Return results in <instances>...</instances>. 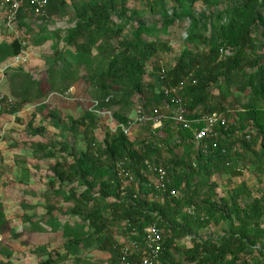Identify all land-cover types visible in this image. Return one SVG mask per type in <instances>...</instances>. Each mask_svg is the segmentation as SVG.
I'll return each mask as SVG.
<instances>
[{"label": "rangeland", "instance_id": "obj_1", "mask_svg": "<svg viewBox=\"0 0 264 264\" xmlns=\"http://www.w3.org/2000/svg\"><path fill=\"white\" fill-rule=\"evenodd\" d=\"M74 1L86 9L106 2ZM112 2V7L108 8L110 18L107 20V27L110 31L118 30V36L98 42L102 48H110L115 53L122 50L118 48L122 41L130 45H134L136 41L157 45L155 54L145 63L147 76L144 81L153 86L154 76L159 75L161 69L165 72L172 69L184 52H189L191 56L207 53L209 47L206 42L190 38L193 34L203 35L204 38L209 36V27L204 30L207 24L203 21L205 18H210L211 15L219 16L242 5V0H215L216 4L210 7H205L198 1L188 6L186 0ZM263 2L264 0H258L255 4L258 6L257 13L262 18L264 7L259 6ZM66 3L63 16L41 22L27 15L22 20L24 27L12 22L7 27L6 23L1 21L4 13L0 12V42L10 43L18 40L22 45V52L18 57L0 61V203L4 206L10 230L21 234L18 239L8 235L4 238L0 236V264H42L49 259L54 260L56 264L111 262L108 253L99 252L92 247L80 250L77 259L71 255L65 256L63 243L66 238L62 233L65 226H83L86 232L92 231L89 222L81 218L83 215L73 214L74 204L68 200L70 191L74 190L77 196L85 191L86 186H80L82 183L78 180H57L51 185L49 183L53 180V171L50 169L57 163L64 165V161L65 165L72 163L69 155L61 151L59 145L66 146L68 152L86 151L84 128L78 126L70 130V120H79L86 114L94 115L97 128L92 139L101 147L106 137L114 135L116 123L113 115L117 113L126 118H133L135 109L141 105L140 100L135 96L130 108H113L103 115L99 114L95 112L97 101L91 94L93 88L81 72L80 76L84 78L64 93L48 94L38 102L24 105L18 113H11V106L15 101L9 96L10 77L29 74L35 80L40 79L52 63L53 46L58 44L55 36L60 35L58 37L62 43L60 42L59 47H62L64 35L61 36V33L74 28L79 22L76 7H73L70 0ZM253 35L256 39V50L246 53L249 57H261L264 65L263 28L260 27ZM221 52L218 61L231 55L228 50ZM183 78L186 85L193 84L191 81L194 80V72H188ZM240 84L238 77L229 83H223L219 78L207 87L211 97L209 107L216 108L214 113L226 123L225 127L218 125L215 129L218 146L226 149L228 158V161H222L220 171L212 173L211 170L209 175L200 170L206 159L198 163L195 159L197 154L193 151V130L198 126L191 124V130L186 131L190 135L184 142L180 134L184 133V130L169 119V111L163 108L161 110L164 117H168V120H164L166 140L163 149L155 156H150V159L170 168L172 184L176 179L172 170H180V176L177 185H172L175 197H169L167 193L162 196L150 193L144 198L147 205H142L144 209L162 208L164 202L169 205L165 209L162 208L163 223L169 228L163 230L164 244L168 245L162 254V262L165 264H196L185 258L186 251L208 239L218 240L225 237L229 240L232 235L239 236L237 232L241 229L248 232L245 245H253V251L249 252L247 249L236 264H264V145L256 128L264 121V103L261 104L263 109L255 110V113H252V110L248 112L245 106L251 97L249 91L240 89ZM194 113L198 118L209 116L202 114L199 109L193 113L188 112L189 117L194 116ZM151 128L150 124L136 123L129 130V139L135 150L141 146L153 145ZM220 129L223 130L221 134ZM32 143H41V150L31 146ZM170 162L178 164L168 166ZM227 162L230 164L229 168L223 167ZM124 187L125 182L121 185V188ZM92 192L98 194L99 189ZM112 192V189H108L103 196V206L117 204L123 199ZM256 202L260 204L261 211L258 222L248 223L246 220V225H243L242 221L231 216L236 212L243 216L244 211L249 210ZM88 207L91 208L92 204L89 203ZM230 209L234 210L230 213L229 220L223 219ZM120 215L121 212L118 216ZM104 217L109 218L107 210L104 211ZM155 217L157 215L152 214V218ZM28 218H31L30 222L27 221ZM107 221L109 223V219ZM160 228L163 229L161 226ZM104 234L111 235L118 251L120 245L129 248L130 243L127 235L121 230L120 223L108 225ZM41 247L48 253H32ZM6 252H9L10 256H6ZM230 258L231 256L227 257L226 262L230 261Z\"/></svg>", "mask_w": 264, "mask_h": 264}, {"label": "trees", "instance_id": "obj_2", "mask_svg": "<svg viewBox=\"0 0 264 264\" xmlns=\"http://www.w3.org/2000/svg\"><path fill=\"white\" fill-rule=\"evenodd\" d=\"M197 1L205 7L216 4L215 0H186L188 6ZM256 1L258 0H242L241 6L235 7L229 12L205 18L203 21L207 24L204 26V30L209 27L211 30L209 36L204 38L203 35L193 34L190 38L206 42L209 47L207 53L191 56L189 52H184L175 66L165 72L164 82L166 85H176L188 72H194V80L191 81L193 84L187 85L182 91L184 104L189 113L200 109L202 114H213L216 108L209 107L211 97L207 92V87L219 78L223 83H229L237 77L241 80L240 89L249 91L251 97L245 106L247 111L251 112L252 110V113H255V110L263 109L261 107V104L264 103L262 58L249 57L246 53L256 50V39L253 35L255 31L260 27L264 30V18L257 13ZM70 2L74 8L76 7L79 22L74 28L61 33V36L64 35L62 47H59L62 43V40L59 39L60 35L55 36L58 44L53 46L51 55L53 60L48 70L37 80L29 74H17L10 77L9 96L15 101L11 106V113H18L24 105L38 102L48 94L64 93L70 86L84 78V76H80L81 72L85 74L89 86L93 88L91 94L97 101L98 108L126 110L133 104L135 96L140 100V106L145 110L160 106L162 95L157 93L159 75L154 76V86L144 81L147 76L145 63L155 54L157 45L142 44L139 41L130 45L122 41L118 46L119 49H122L119 53L112 52L110 48H102L98 41L118 36V30L110 31L107 27V20L110 18L108 8L112 7V0H106L103 4L94 5L90 9L77 5L74 0H70ZM66 4L65 0H47L45 18L37 17L33 12H27L21 8L16 14L14 23L24 27L22 20L27 15L41 20V22L61 17ZM263 7L264 2L259 8ZM4 20H1L2 23H5ZM95 50L97 52L94 53ZM222 50L231 51V55L218 61ZM21 52L22 45L18 40L10 43L0 42V61L18 57ZM53 116L55 117V115ZM113 118L117 123H126L127 120L125 116L117 113L113 115ZM196 118L198 117L195 116V113L194 116H188L190 120ZM69 124L70 130L78 128V126L84 128L86 151L82 153L68 152L66 146L59 145L60 150L69 155L72 163L65 165L64 161V165L62 163L55 164L50 169L53 171V180L49 184L53 185V182L57 180H67L68 182L78 180L82 183L80 186H86L85 191L77 196L74 190L70 191L68 200L74 204L73 214L83 215L81 218L89 222L92 231L86 232L83 226H65L62 231L66 238L63 243V251L65 256L71 255L77 259L80 250L92 247L99 252L108 253L111 259L110 264H121L116 243L111 235L104 234L108 225L128 220L132 225L139 226L141 232L144 227L157 222L163 230H169L168 225L163 223L162 208L165 209L169 206L167 202L162 204V208L145 206L147 208L144 209L142 205H147L144 198L148 197L150 191L147 179L141 173L142 162L150 160V156H155L158 151L152 149L151 146H139L140 149L135 150L133 144L119 131H116L111 137H106L101 147L97 146L92 139L93 132L97 128V119L92 114H86L79 120H70ZM257 126L258 137H261L264 145V121ZM221 133H223L222 129H220ZM180 134L181 137L183 136L182 141L184 140V142L190 135L186 130ZM31 146L41 150V143H32ZM220 148L222 147L220 146ZM213 155L195 156L198 163H202L206 159L205 165H202L200 170L207 175L211 170L212 173L220 171V167L223 165L222 161L225 159L228 161L227 154H222L220 149ZM124 157L131 161L125 165L124 180L127 181V178L130 177L131 181L128 180L126 187L121 189L122 183L118 182L115 166L116 162ZM177 162H170L168 166H175L178 164ZM175 171L172 170L176 178L172 184L174 186L177 185L180 176ZM94 189H99V193L92 192ZM108 189H112L115 196H122L123 199L117 204L106 207L101 201ZM89 203L92 204L91 208L88 207ZM3 207V204L0 203V236L4 238L8 235L13 239H18L21 234L10 230ZM236 208L235 206L234 209ZM234 209L226 212L223 219L229 220L230 213ZM103 210L109 212V218L104 217ZM119 212H121L120 216H118ZM152 214L157 217L152 218ZM231 216L242 221L243 225H246V220L248 223L258 222L261 217L260 204L257 202L253 204L249 210L244 211L243 216H240L238 212ZM107 219H109V223ZM27 221L30 222L31 218H28ZM247 233L241 229L237 232L239 236L232 235L229 240L222 237L218 240L208 239L201 244H195L192 250L186 251L185 258L196 264H236L247 249L249 252L253 251L251 250L253 245L249 244L247 247L245 245ZM167 248L168 245L164 244L163 252ZM32 253L47 254L48 252L44 247H41L33 250ZM5 255L10 256V253L6 252ZM229 256H231L230 261L226 262V258ZM162 257L161 255L160 264H165L162 262ZM48 258H50L49 255ZM137 262V257H131L127 261L129 264H137ZM42 264L56 263L49 259Z\"/></svg>", "mask_w": 264, "mask_h": 264}, {"label": "built area", "instance_id": "obj_3", "mask_svg": "<svg viewBox=\"0 0 264 264\" xmlns=\"http://www.w3.org/2000/svg\"><path fill=\"white\" fill-rule=\"evenodd\" d=\"M47 0H0V9L4 13L3 19H5L6 26H10L11 22L14 23L17 12L23 8L27 12H33L38 17L45 16ZM190 76V75H189ZM165 71L161 69L159 72L158 81V94L162 95V102L160 106L152 108L150 113L144 112L142 109L137 108L134 117L127 121L125 125H119V131L126 137L130 136V131L136 123L150 124L152 127L151 134L154 138L152 149L158 151L162 150L166 140L164 135V120H168V117H164L161 110L162 108L169 111V119L181 130H191V124L198 126L193 130L192 144L193 149L201 156H211L218 148V136L216 127L219 125L225 127V120L215 113L209 116H202L194 120L187 118L188 112L186 110L183 100V90L187 86L185 78L181 79L176 85H166L164 82ZM188 80V77H186ZM95 112L105 114L108 111L105 108H98L97 103L95 105ZM249 138V137H247ZM220 152L225 154V149H221ZM144 168L147 172L154 176V189L156 191H163L165 184L168 183L166 169L161 164H153L149 161H144ZM131 180V178H129ZM123 229H130L128 223L123 224ZM131 236L135 237V240L131 241L129 248L122 247L119 251L120 263H127L128 258L132 253L138 254V264H160V256L163 251L162 243L163 236L162 231L158 226L151 225L143 230V235L138 240L135 229H131Z\"/></svg>", "mask_w": 264, "mask_h": 264}, {"label": "clouds", "instance_id": "obj_4", "mask_svg": "<svg viewBox=\"0 0 264 264\" xmlns=\"http://www.w3.org/2000/svg\"><path fill=\"white\" fill-rule=\"evenodd\" d=\"M65 1H67V0H65ZM46 10V9H45ZM0 12H2L1 11V9H0ZM3 13V12H2ZM38 17V16H37ZM40 18H45V16L44 17H40ZM137 108H140V109H142L144 112H146V113H150V111L152 110H145V109H143L140 105L137 107ZM136 108V109H137ZM136 109H135V111H136ZM108 112H109V110L108 109H106ZM134 114H135V112H134ZM134 117V116H133ZM113 118V117H112ZM187 118H188V116H187ZM127 120H126V123H127V121H129L130 119H132V118H126ZM115 123H116V125H115V127H114V130H113V133H115L116 131H119V125H125L126 123H117L116 121H114ZM121 134H122V132L121 131H119ZM123 135V134H122ZM124 136V135H123ZM130 143H131V141H130V139H129V137H126V136H124ZM163 144H165V141L163 142ZM149 146H151V145H149ZM152 147V146H151ZM164 147V146H163ZM163 149V148H162ZM221 150V149H224V148H220V146H218V148H217V151L218 150ZM158 151V150H157ZM161 151V150H160ZM193 151L197 154V155H200V154H198L194 149H193ZM225 151H226V149H225ZM215 152H216V150H215ZM215 154V153H214ZM225 154H227V151L225 152ZM146 161V160H145ZM147 161H149V162H151V163H153L154 165L155 164H157L156 162H158V161H156L155 162V160H147ZM129 162H131L127 157H124V158H122V159H119L117 162H116V166H115V169H116V176L119 178L118 179V182L119 183H122V186H123V184H124V182L127 184V182H128V180H129V178L130 177H128L127 178V181H125L124 180V171L126 170V168H125V165L127 164V163H129ZM142 165H143V167H142V171H141V173L143 174V177H145L146 179H147V183H148V188L150 189V191H149V193H148V195L151 193V194H153L154 196H162L163 194H165V193H167V196H169V197H175V191H173L172 189V182H171V171H170V168L169 167H164L163 165V167L166 169V173H167V181H168V183H166L165 184V188L163 189V191H156L155 189H154V176L151 174V173H149V172H147V170H146V168H144L145 166H144V162H142ZM229 163L227 162V163H225V165L224 166H226V167H229ZM175 173H179L180 174V170H178V169H176V171H175ZM131 180H129V182H130ZM121 189H123V188H121ZM124 223H128L129 225H130V229H127V230H124L123 229V224ZM151 225H156V226H158V228H160V226L157 224V222H153V223H151L150 225H148V226H146V227H144L142 230H141V232L139 231V226H134V225H132L128 220H124V221H122V222H120V228H121V230L123 231V233L124 234H126L127 235V239H128V243H130L131 241H133V240H135V237H133V236H131V229H135L136 230V234H137V239L139 240L140 238H141V236L143 235V230L144 229H146L147 227H149V226H151ZM160 230L162 231V236H163V229H161L160 228ZM131 244V243H130ZM163 245H162V247H163V251H164V240H163V243H162ZM122 247H124L123 245H120V249L122 248ZM120 251V250H119ZM163 251H162V254H163ZM161 254V255H162ZM131 257H137L138 258V260H139V257H138V254H136L135 252H133L132 253V255H131ZM131 257H129L128 258V260L131 258ZM161 257V256H160ZM137 264H138V262H137Z\"/></svg>", "mask_w": 264, "mask_h": 264}]
</instances>
